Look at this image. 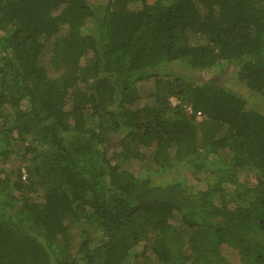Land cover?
Instances as JSON below:
<instances>
[{"label":"trees","instance_id":"1","mask_svg":"<svg viewBox=\"0 0 264 264\" xmlns=\"http://www.w3.org/2000/svg\"><path fill=\"white\" fill-rule=\"evenodd\" d=\"M226 71L264 99V0H0V264H264V110Z\"/></svg>","mask_w":264,"mask_h":264},{"label":"rangeland","instance_id":"2","mask_svg":"<svg viewBox=\"0 0 264 264\" xmlns=\"http://www.w3.org/2000/svg\"><path fill=\"white\" fill-rule=\"evenodd\" d=\"M159 70L161 72H170V73H176L184 80H189L192 75L194 74V70L190 67L188 60H176L170 63L165 64L162 67H159ZM223 79L231 88H234L241 92L243 95L247 96L254 104H256L259 108L264 110V99L260 97L257 93L251 92L249 88L246 87L243 83H241L235 74H232L231 71H226L223 74ZM173 103H176L177 100L172 97L171 98ZM1 167H5L6 169H10L14 165H4L0 163ZM192 167L189 166H177L170 168L164 172H161L159 174H156L153 176V182L155 184H167L174 181H186L190 179L189 173L191 172ZM172 225L175 228L184 229L185 226L181 220V218L178 215H175L172 219ZM79 227H82V224L80 223ZM173 252L176 251V249L179 247V245L175 242L173 238L168 239L167 244ZM232 264H242V260L240 258L232 260ZM145 264H151L150 262H146Z\"/></svg>","mask_w":264,"mask_h":264}]
</instances>
